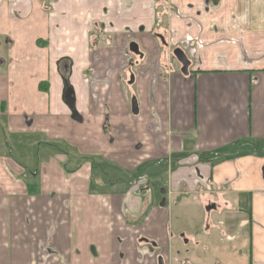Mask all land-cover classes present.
I'll return each instance as SVG.
<instances>
[{"label":"crops","instance_id":"0c3cea01","mask_svg":"<svg viewBox=\"0 0 264 264\" xmlns=\"http://www.w3.org/2000/svg\"><path fill=\"white\" fill-rule=\"evenodd\" d=\"M0 165V264L167 262L211 212L264 264V0H0Z\"/></svg>","mask_w":264,"mask_h":264},{"label":"rangeland","instance_id":"374dc122","mask_svg":"<svg viewBox=\"0 0 264 264\" xmlns=\"http://www.w3.org/2000/svg\"><path fill=\"white\" fill-rule=\"evenodd\" d=\"M130 88V86H129ZM42 139L38 138L37 142L41 141ZM8 145L6 144V151L8 152V157L6 160H12L13 162H20V158L24 153V146L20 145V152H16L15 154L12 153L11 144L9 140L7 141ZM4 147V148H5ZM26 154L31 162L36 160L32 166L37 168L38 162H41L40 158L42 155L44 156H53L59 154H72L73 151L67 149V146L63 144H57V146H48L44 145L43 143H37L36 147L33 144L32 146L26 145ZM43 152V153H42ZM10 153V154H9ZM23 157V156H22ZM22 162V161H21ZM26 164V163H25ZM24 167L25 171L27 172L23 176L26 177L27 182L29 177L31 176L30 167L27 168L26 166L21 165ZM66 166L69 169H74V167H78V161H69L66 163ZM3 172V169L0 165V174ZM2 175H0V185H2L1 180ZM126 178V177H124ZM125 180V179H121ZM31 184H34V179H30ZM39 181H36L38 184ZM27 184V183H26ZM39 185V184H38ZM1 187V186H0ZM130 188V187H129ZM212 201H217V199H211ZM218 202V201H217ZM196 204H200V200L197 199ZM201 205V204H200ZM199 205V206H200ZM206 208L203 209V211ZM206 211V210H205ZM206 214V213H205ZM217 212H211L208 216L202 217L201 214L199 216L192 215L191 216H176L173 218L174 226L182 225L183 231L180 235L184 234V239L180 236L174 238L172 243V257L167 260V264H232V260L235 259L233 253L236 254V258H240V256L244 257L248 261L249 256V243L248 237L249 232L248 228L243 229V234L238 240L236 241L237 245L240 244L239 248L237 247V252H231V249L235 247L234 240L230 237L232 235H227V228L223 224L224 221L217 217ZM227 215V214H226ZM177 226V227H178ZM177 230V228H175ZM187 239V240H185ZM188 241V242H186ZM241 253H240V252ZM241 262H246L245 259L241 258Z\"/></svg>","mask_w":264,"mask_h":264},{"label":"water","instance_id":"95a60500","mask_svg":"<svg viewBox=\"0 0 264 264\" xmlns=\"http://www.w3.org/2000/svg\"><path fill=\"white\" fill-rule=\"evenodd\" d=\"M161 40L164 42L163 37H161ZM130 50H131V52H133L135 54H139L138 45L135 44V43H132L130 45ZM173 55L175 56L176 60L181 65V73L183 75L187 76L189 74V67L191 66V62L188 59L187 55L180 48H176L173 51ZM133 82H134V79L132 77L130 84H133ZM64 100H65L66 104L69 107H73V105H74V91H73L72 88L66 91V94L64 96ZM132 112H133L134 115H138L139 114V106H138V102H137L136 98L132 99ZM214 208H215V206H209L207 208V211H210V210H212ZM158 264H165L163 258L160 257L158 259Z\"/></svg>","mask_w":264,"mask_h":264},{"label":"flooded vegetation","instance_id":"af4514ba","mask_svg":"<svg viewBox=\"0 0 264 264\" xmlns=\"http://www.w3.org/2000/svg\"><path fill=\"white\" fill-rule=\"evenodd\" d=\"M138 48H139V47H138ZM129 51H130V52H129V55H130V56H133V57L135 56L136 58H142V54H141L140 50H139V54H135V53L131 52L130 48H129ZM189 70H190V67H189ZM132 77H133V79L135 80V77H134L133 75L131 76V78H132ZM67 90H69V88H68ZM67 90H66V91H67ZM133 98H136V97H133ZM136 100H137V98H136ZM137 102H138V101H137ZM138 106H139V104H138ZM208 207H209V206H208ZM182 238L184 239V234H182ZM185 240H187V239H185ZM186 242H188V241H186ZM149 245H151V246H156L155 243H151V244H149ZM160 257L163 258L162 256H160ZM160 257H159V258H160ZM159 258H158V259H159ZM163 260H164V263L167 264V262H166V260H165L164 258H163Z\"/></svg>","mask_w":264,"mask_h":264},{"label":"trees","instance_id":"16d2710c","mask_svg":"<svg viewBox=\"0 0 264 264\" xmlns=\"http://www.w3.org/2000/svg\"><path fill=\"white\" fill-rule=\"evenodd\" d=\"M41 88H43L42 85H41Z\"/></svg>","mask_w":264,"mask_h":264}]
</instances>
